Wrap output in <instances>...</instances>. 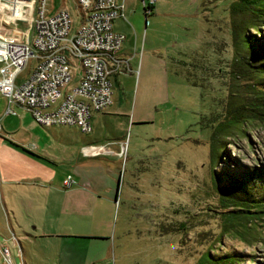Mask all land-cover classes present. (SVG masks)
I'll return each mask as SVG.
<instances>
[{"label": "rangeland", "instance_id": "374dc122", "mask_svg": "<svg viewBox=\"0 0 264 264\" xmlns=\"http://www.w3.org/2000/svg\"><path fill=\"white\" fill-rule=\"evenodd\" d=\"M49 2L67 9L72 29L77 26L74 1ZM130 2L116 24L133 56L130 71L116 77L111 112L92 117L89 132L37 127V142L56 156L57 169L73 164L71 174H111L112 192L96 199L94 213L83 219L87 234L27 238L13 225L21 242H7L11 264L22 254L29 264H213L206 253L225 252L236 256L232 264H264V213L226 217L213 182L229 197L264 210V118L253 108L256 119L239 129L213 130L240 101L257 103L264 96V74H255L264 56L243 63L234 52L230 0H153L145 15L141 0ZM255 36L264 40V20ZM79 73L75 63L70 85ZM4 104L0 93V109ZM119 141L124 157L80 151L107 142L118 150ZM22 216V228L36 231ZM3 221L0 216V238H7ZM0 264H8L1 253Z\"/></svg>", "mask_w": 264, "mask_h": 264}, {"label": "built area", "instance_id": "2783aa9c", "mask_svg": "<svg viewBox=\"0 0 264 264\" xmlns=\"http://www.w3.org/2000/svg\"><path fill=\"white\" fill-rule=\"evenodd\" d=\"M49 1L0 0L4 113H15L13 106L18 105L41 126L68 125L89 132L91 111L102 110L113 101L112 74L130 71L128 57L119 54L124 34L113 27V19L124 15L123 0H72L79 9L74 29L69 11L53 8ZM152 1L141 0L144 13L151 10ZM75 63L80 73L70 85ZM23 70L26 75L19 78ZM113 143L89 146L83 152L124 157V143L119 141L118 150L110 147ZM73 182L70 174L62 179L65 187ZM7 238L18 245L12 232ZM0 253L11 264L7 242H0ZM16 254H21L19 246Z\"/></svg>", "mask_w": 264, "mask_h": 264}, {"label": "crops", "instance_id": "0c3cea01", "mask_svg": "<svg viewBox=\"0 0 264 264\" xmlns=\"http://www.w3.org/2000/svg\"><path fill=\"white\" fill-rule=\"evenodd\" d=\"M130 3V0H123V14ZM123 17L113 19L116 31L121 29L116 21ZM123 34L125 38L126 34ZM123 41L119 54L128 57L130 64L133 49L125 46ZM112 103L102 110L91 111L90 121L96 114L111 112L109 110ZM13 109V114H6L4 109H0V216L4 218L3 224L9 230L8 233H13L18 245L21 241L13 230L15 224L18 228L21 227L23 237L27 238L26 235L59 239L70 236L71 233H89L90 226L85 225L83 219L94 213L96 199L106 198L108 192H112L114 176L106 173L86 176L71 174L73 164L69 170L57 169L59 164L55 160L56 156L37 142L41 139L37 134L39 124L26 109L18 105L13 106ZM87 147L80 150L84 155H89L83 152ZM71 159L70 155L69 161ZM66 174H70L75 181L67 187L62 185ZM22 215L34 223L36 231L31 233L22 228L25 225ZM5 236L0 240L8 242L9 239L4 238ZM19 261L29 264L24 254L19 257Z\"/></svg>", "mask_w": 264, "mask_h": 264}, {"label": "trees", "instance_id": "16d2710c", "mask_svg": "<svg viewBox=\"0 0 264 264\" xmlns=\"http://www.w3.org/2000/svg\"><path fill=\"white\" fill-rule=\"evenodd\" d=\"M148 7L151 8L152 3L148 5ZM148 13H150V11ZM227 14L229 20L230 41L234 52L241 57L240 61L246 63L249 59L257 60L259 56H264V40L257 42V38H255V33L259 31V26H261L264 20V0H230L227 7ZM250 29L253 30V33H250ZM237 55H234V61L238 60ZM256 72L257 73L255 74L257 75L264 74V62L258 65ZM114 77L115 74H112V89L114 84L117 85L116 78ZM240 104L241 107L233 110L231 117L225 124H222V120L218 121L214 124L213 130L217 131L219 126H223L222 130H230L229 127L232 126L235 129H239L241 126H244L245 123H249L251 120L256 119L254 117L256 115L251 111L253 108H257L258 118H264V96L259 97L257 103L243 100L242 103L240 101ZM213 182L215 183L216 192L220 197L218 198L222 208L220 212L226 217L242 214L247 215L252 210L264 213V210H256L253 209L254 207L251 209V207H248V205H251L249 203H244L229 197L230 195L227 193L228 189H221L218 187L215 179H213ZM262 216L264 217V214ZM206 252L207 250L205 253ZM206 256L211 260V262L208 261V263L213 264H232L237 259L233 253L228 252L213 257L206 253ZM201 264H207V261L204 259Z\"/></svg>", "mask_w": 264, "mask_h": 264}, {"label": "water", "instance_id": "95a60500", "mask_svg": "<svg viewBox=\"0 0 264 264\" xmlns=\"http://www.w3.org/2000/svg\"><path fill=\"white\" fill-rule=\"evenodd\" d=\"M145 15V14H144Z\"/></svg>", "mask_w": 264, "mask_h": 264}]
</instances>
